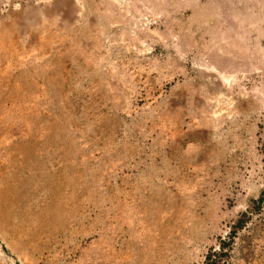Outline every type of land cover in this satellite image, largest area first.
I'll list each match as a JSON object with an SVG mask.
<instances>
[{
    "label": "rangeland",
    "instance_id": "374dc122",
    "mask_svg": "<svg viewBox=\"0 0 264 264\" xmlns=\"http://www.w3.org/2000/svg\"><path fill=\"white\" fill-rule=\"evenodd\" d=\"M262 194L264 0H0V264H264Z\"/></svg>",
    "mask_w": 264,
    "mask_h": 264
},
{
    "label": "trees",
    "instance_id": "16d2710c",
    "mask_svg": "<svg viewBox=\"0 0 264 264\" xmlns=\"http://www.w3.org/2000/svg\"><path fill=\"white\" fill-rule=\"evenodd\" d=\"M263 201H264V194H262V197L258 201L254 202V205L257 206L259 204H262ZM245 217H247V215L246 214H242V218L237 222V227L240 228L241 226L244 225ZM207 264H215V262H210V263H207Z\"/></svg>",
    "mask_w": 264,
    "mask_h": 264
}]
</instances>
